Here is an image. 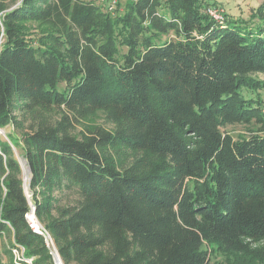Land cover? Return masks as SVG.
Masks as SVG:
<instances>
[{
  "label": "trees",
  "instance_id": "trees-1",
  "mask_svg": "<svg viewBox=\"0 0 264 264\" xmlns=\"http://www.w3.org/2000/svg\"><path fill=\"white\" fill-rule=\"evenodd\" d=\"M260 1L252 29L209 0H0V238L53 264L22 158L63 264L264 261ZM98 112L111 130L75 133Z\"/></svg>",
  "mask_w": 264,
  "mask_h": 264
},
{
  "label": "rangeland",
  "instance_id": "rangeland-1",
  "mask_svg": "<svg viewBox=\"0 0 264 264\" xmlns=\"http://www.w3.org/2000/svg\"><path fill=\"white\" fill-rule=\"evenodd\" d=\"M211 3H216L224 8H226L227 12L235 19L245 21L250 25L249 27L257 28L260 24V20L258 18H253L252 14L255 12L256 8L258 7L260 0H209ZM250 28V29H251ZM254 78L259 80L262 83V86L253 87L251 89H241V93L249 98L254 100H260L261 105H264V75L263 74H255ZM264 114V113H263ZM21 117V116H16ZM24 126L27 125L29 122V118H25L23 120ZM84 126H99L106 130H111L112 126L108 121H106L104 115L100 112L95 114L94 116L86 119L81 126L76 128L75 133H78ZM11 128V127H10ZM251 128V127H250ZM247 127L242 125L230 126L227 127L226 130L233 136V137H240L245 136L248 133ZM14 132V131H13ZM16 135V134H15ZM3 136V135H2ZM18 137V135H16ZM3 139L6 138L3 136ZM8 141V140H7ZM114 157V155H113ZM115 158V157H114ZM25 178L23 176V184L25 185ZM26 197L28 198L29 202H33V193L31 191L26 192ZM50 196L53 197L56 201H58L62 206H66L68 204L73 203L77 195L74 192H67V191H53L50 193ZM38 200L42 199L37 196ZM11 238L5 237L0 238V252H4V249L10 245ZM212 254V264H264V261H251L246 258H241L238 256L232 255H225L220 253L215 247L208 248ZM3 260L5 264H9V256Z\"/></svg>",
  "mask_w": 264,
  "mask_h": 264
},
{
  "label": "built area",
  "instance_id": "built-area-1",
  "mask_svg": "<svg viewBox=\"0 0 264 264\" xmlns=\"http://www.w3.org/2000/svg\"><path fill=\"white\" fill-rule=\"evenodd\" d=\"M221 13L222 12L219 10H213V9L208 10V14L212 18L217 20L220 19ZM24 218L27 221L29 229H31L33 232L37 233L44 239V242L47 248L49 249L50 255L52 257L53 264H57L55 257L58 258L59 264H63L57 253L52 237L36 217L34 203L29 202V200H28V209L24 214ZM3 238H5L4 235H2V239ZM7 250L9 251V264H34L33 263L34 258L27 256L25 254L24 247L20 244L15 243L13 239H11L10 245L7 247ZM1 256H2V263L5 264L3 258L5 259L6 255L1 254Z\"/></svg>",
  "mask_w": 264,
  "mask_h": 264
},
{
  "label": "water",
  "instance_id": "water-1",
  "mask_svg": "<svg viewBox=\"0 0 264 264\" xmlns=\"http://www.w3.org/2000/svg\"><path fill=\"white\" fill-rule=\"evenodd\" d=\"M0 134L3 135L5 138V133L4 132H1L0 131ZM7 140V139H6ZM18 162L20 164V167L23 171V176L25 178V182H27L25 185H24V191H25V194L26 192L30 191L29 189V182L32 178V173H31V170L30 168L28 167V165L26 164V160L25 159H22V158H18Z\"/></svg>",
  "mask_w": 264,
  "mask_h": 264
},
{
  "label": "bare ground",
  "instance_id": "bare-ground-1",
  "mask_svg": "<svg viewBox=\"0 0 264 264\" xmlns=\"http://www.w3.org/2000/svg\"><path fill=\"white\" fill-rule=\"evenodd\" d=\"M55 260L57 261V264H59V261H58V258L57 257H55Z\"/></svg>",
  "mask_w": 264,
  "mask_h": 264
}]
</instances>
